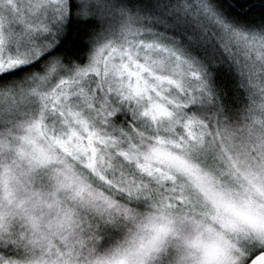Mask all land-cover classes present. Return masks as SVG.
<instances>
[{"label":"snow or ice","instance_id":"snow-or-ice-1","mask_svg":"<svg viewBox=\"0 0 264 264\" xmlns=\"http://www.w3.org/2000/svg\"><path fill=\"white\" fill-rule=\"evenodd\" d=\"M0 264H264V0H0Z\"/></svg>","mask_w":264,"mask_h":264}]
</instances>
